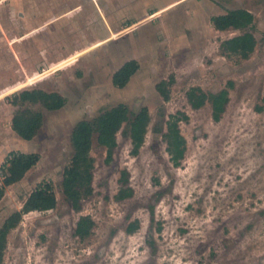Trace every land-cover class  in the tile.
<instances>
[{
  "label": "rangeland",
  "instance_id": "rangeland-1",
  "mask_svg": "<svg viewBox=\"0 0 264 264\" xmlns=\"http://www.w3.org/2000/svg\"><path fill=\"white\" fill-rule=\"evenodd\" d=\"M174 1L0 0V166L11 151L39 154L5 189L0 226L42 181L57 199L54 209L22 215L0 264H264V0H182L165 8ZM235 8L250 10L254 25L212 27L211 16ZM244 32L256 38L252 54L223 55L220 42ZM132 58L138 70L124 88L114 87L112 74ZM162 80L167 100L155 88ZM33 88L64 103L24 106L43 114L27 141L11 129L18 107L6 97ZM221 89L229 101L218 121L209 101L192 107L199 92ZM121 103L130 119L147 107L145 141L132 154L123 123L106 162L93 140V190L76 211L62 189L71 131ZM177 112L187 117L179 122L186 146L174 166L162 135ZM128 186L132 195L116 199ZM82 216L93 221L85 238L75 233Z\"/></svg>",
  "mask_w": 264,
  "mask_h": 264
},
{
  "label": "trees",
  "instance_id": "trees-1",
  "mask_svg": "<svg viewBox=\"0 0 264 264\" xmlns=\"http://www.w3.org/2000/svg\"><path fill=\"white\" fill-rule=\"evenodd\" d=\"M216 30L224 31L230 28L240 30L253 25L254 16L245 9L227 10L226 13L216 15L210 19ZM256 46V38L252 32H244L236 36L224 39L220 42L219 49L225 56L234 55L241 59H247ZM139 64L135 60L125 62L116 70L111 81L113 86L124 88L131 76L138 70ZM167 82L162 80L155 85L157 92L164 100L169 98ZM9 104L18 107L11 119V129L24 140L33 139L43 125V114L38 110L24 107L26 104H41L49 110L59 109L63 106L64 98L56 92H47L42 89H23L6 97ZM264 100V97H263ZM209 101L211 104V115L218 121L225 111L229 101L228 91L221 89L217 92L205 94L199 92L193 101L192 107L198 108ZM21 107V108H20ZM181 112L168 115L165 122L166 131L162 137L166 142V152L169 161L178 166L185 153L186 140L183 137L179 122L186 119ZM129 125V138L131 141L132 154L136 155L145 141V135L150 123V115L147 107H141L132 118H129V109L125 104H118L103 111L91 121L81 120L75 124L71 131L70 140L73 154L70 162L64 168L62 177V189L65 198L72 208L80 210L81 200L92 193V180L94 158L91 156V148L95 139L97 145L105 148L106 162L112 160L113 152L117 146V133L123 123ZM39 160L37 153H25L11 151L0 166V200L5 189L19 182L27 171H29ZM126 181V178H123ZM133 193L131 187H121L116 199L123 200ZM57 204L53 184L50 181H42L36 185L34 190L24 201L20 210L11 213L0 226V261L6 246L9 231L19 223L22 215L31 211H48L54 209ZM93 221L88 216L79 218L75 233L85 238L91 232ZM138 224H131L127 232H133Z\"/></svg>",
  "mask_w": 264,
  "mask_h": 264
},
{
  "label": "crops",
  "instance_id": "crops-1",
  "mask_svg": "<svg viewBox=\"0 0 264 264\" xmlns=\"http://www.w3.org/2000/svg\"><path fill=\"white\" fill-rule=\"evenodd\" d=\"M179 1H182V0L174 1L173 3H170L169 6L167 5L165 8H168V7L172 6L174 3H177V2H179ZM165 8H164V9H165ZM235 9H245V10L251 12L250 10H248V9H246V8H235ZM228 10H234V9H228ZM226 11H227V10H226ZM226 11L223 12V13L215 14V15H213V16L224 14V13H226ZM153 13H157V12L154 11V12H152L151 14H153ZM251 13H252V12H251ZM252 14H253V13H252ZM213 16H211V17H213ZM253 16H254V14H253ZM210 19H211V18H210ZM254 22H255V17H254ZM254 22H253V25H254ZM210 23H211V21H210ZM133 24H134V23H133ZM129 25H131V24H129ZM129 25H128V26H129ZM211 25H212V24H211ZM253 25H252V26H253ZM128 26H127V27H128ZM252 26H249V27H252ZM212 27H213V26H212ZM213 28H214V27H213ZM247 28H248V27H247ZM214 29H215V28H214ZM230 29H232V28H230ZM230 29H228V30H230ZM244 29H245V28H244ZM92 30H93V28H92ZM215 30H216V29H215ZM217 31H220V30H217ZM224 31H226V30H224ZM253 35H254V34H253ZM129 60H135V61H137L135 58L128 59V60L124 61V62H123V63H122V64H121L116 70H118V69H119V68H120L125 62H127V61H129ZM138 64H139V63H138ZM116 70H115V71H116ZM115 71H114V72H115ZM134 74H135V73H134ZM134 74H133V75H134ZM112 75H113V74H112ZM133 75H132V76H133ZM132 76H131V77H132ZM111 77H112V76H111ZM130 79H131V78H130ZM129 81H130V80H129ZM111 82H112V81H111ZM127 84H128V83H127ZM112 85H113V84H112ZM114 87H115V86H114ZM116 88H117V87H116ZM44 91H45V90H44ZM12 131H13V130H12ZM14 133H15V132H14ZM15 134H16V133H15ZM16 135H17V134H16ZM17 136H18V135H17ZM18 137H19V136H18ZM20 138H21V137H20ZM21 139H22V138H21ZM23 140H24V139H23ZM31 140H32V139H31ZM27 141H30V140H27Z\"/></svg>",
  "mask_w": 264,
  "mask_h": 264
}]
</instances>
